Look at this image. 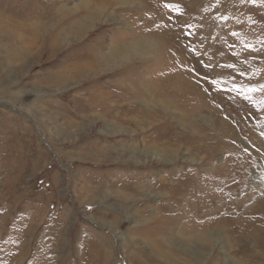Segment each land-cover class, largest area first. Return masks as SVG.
I'll return each instance as SVG.
<instances>
[{"label": "rangeland", "instance_id": "obj_1", "mask_svg": "<svg viewBox=\"0 0 264 264\" xmlns=\"http://www.w3.org/2000/svg\"><path fill=\"white\" fill-rule=\"evenodd\" d=\"M259 233L264 0H0V264H264Z\"/></svg>", "mask_w": 264, "mask_h": 264}, {"label": "bare ground", "instance_id": "obj_2", "mask_svg": "<svg viewBox=\"0 0 264 264\" xmlns=\"http://www.w3.org/2000/svg\"><path fill=\"white\" fill-rule=\"evenodd\" d=\"M131 3V2H130ZM46 8H49V6H46L45 7V10H47ZM49 11V10H48ZM48 11H47V13H45L46 14V17H47V14H48ZM58 21V20H57ZM46 22V21H45ZM48 22V21H47ZM63 25V24H62ZM61 27V26H60ZM57 29H58V26H57ZM57 29H55V30H57ZM60 30V29H59ZM61 31V30H60ZM50 33V32H49ZM52 35L51 36H49V39L51 40V43L52 44H55L56 42H57V40L59 39L57 36H58V33H57V31L56 32H54V33H51ZM47 36H48V34H47ZM152 49V46L151 45H140V47L139 46H128L127 47V49H120V52H118V53H120L119 55V57H118V55L117 54H110V57L111 58H113V57H118V58H122V59H126V58H128L130 55H134V54H137L139 51L142 53V54H144V53H146V52H148V51H150ZM153 51V50H152ZM141 53H138V54H141ZM118 60V59H117ZM173 85V84H172ZM179 86V85H178ZM177 92V91H176ZM135 94V93H134ZM125 106H127V105H125ZM125 108V107H124ZM132 119V118H131ZM122 124V123H121ZM161 129H159V132H161L160 131ZM166 131H168L167 129H166ZM157 132V131H156ZM114 133H120L119 131L118 132H114ZM167 133V132H166ZM172 133V132H171ZM123 134H124V132H123ZM122 134V135H123ZM164 134V133H163ZM119 136V135H118ZM156 136V135H155ZM167 137V136H166ZM161 140V139H160ZM157 141V140H156ZM205 146V145H204ZM203 146V147H204ZM178 147V146H177ZM179 148V147H178ZM204 149V148H203ZM205 150V149H204ZM149 151V150H148ZM151 157H153V159H154V161H155V163H165V164H173L175 161H176V159L174 158V153L173 152H171L170 151V149L169 150H161V149H154L153 151H151L150 150V152H147ZM200 153V152H199ZM149 156V157H150ZM179 159V158H178ZM151 160V159H150ZM182 160V159H181ZM202 163V162H201ZM134 164L135 165H140V166H144L145 164H143V165H141V162L140 161H138L137 159L134 161ZM157 165V164H156ZM155 165V166H156ZM202 165H203V163H202ZM168 166V165H167ZM227 169V168H226ZM221 170V169H220ZM215 171V170H214ZM209 172V171H208ZM213 173V172H212ZM218 173H219V171H218ZM211 174V173H210ZM214 174H216V173H214ZM253 174H255V173H253ZM241 175V174H240ZM212 176V175H211ZM218 176H220V174L218 175ZM254 177V179H256L257 177H258V175L257 174H255V175H253ZM215 177H217L216 175H215ZM240 178V177H239ZM179 179V178H178ZM241 179V178H240ZM192 180V179H191ZM178 181V180H177ZM186 181V180H185ZM235 182V181H234ZM170 183V182H169ZM179 183V182H178ZM178 183H177V185H178ZM163 184V183H162ZM165 184H166V182H165ZM188 184V183H187ZM189 185V184H188ZM236 185H238V184H236ZM173 186H174V184H173ZM186 186V185H185ZM164 187V186H163ZM167 187H170L169 185L167 186ZM175 187V186H174ZM177 187H179V186H177ZM181 187V186H180ZM190 187V186H189ZM173 188V187H172ZM182 188V187H181ZM178 189V188H177ZM186 189V188H185ZM166 190V189H165ZM172 191H174V189L172 190ZM163 192V191H162ZM161 192V193H162ZM202 193V192H201ZM202 194H204V193H202ZM159 195V194H158ZM170 195V194H169ZM190 195V194H189ZM206 195H208V194H206ZM189 197V196H188ZM201 197V196H200ZM203 197V196H202ZM167 198V197H166ZM176 198V197H175ZM189 199H191V198H189ZM202 199V198H201ZM192 200V199H191ZM197 200V199H196ZM199 200V199H198ZM216 200H218V199H216ZM221 200V199H220ZM175 201V200H174ZM188 201V200H187ZM186 201V202H187ZM194 203V202H193ZM205 203V202H204ZM200 205H201V203H200ZM171 206H173V205H171ZM231 208V207H230ZM233 208V207H232ZM232 210V209H231ZM159 211V210H158ZM184 211H185V208H184ZM187 211V210H186ZM185 211V212H186ZM210 211V210H209ZM226 211V210H225ZM254 211V210H253ZM180 212H182V211H180ZM190 212V211H189ZM216 212V211H215ZM221 212V211H220ZM159 213V212H158ZM231 213V212H230ZM190 214V213H189ZM256 214V213H255ZM229 216H230V214H229ZM228 216V217H229ZM233 216V215H232ZM252 216V215H251ZM256 216H257V214H256ZM164 217V216H163ZM183 217V216H182ZM235 217V216H234ZM248 217V216H247ZM243 218H244V216H243ZM252 218V217H251ZM160 219V217L159 216H154L151 220L152 221H149L148 223H145V225L147 226H150L152 223H161V225L163 224V220H159ZM229 219H231V218H229ZM254 219V218H253ZM132 220H134V221H132V224L133 225H141L142 223V220H136L135 219V217H133V219ZM233 220V219H232ZM255 220V219H254ZM179 221V220H178ZM243 221H244V219H243ZM237 222V221H236ZM249 222V221H248ZM231 223V222H230ZM143 225V224H142ZM172 225V224H171ZM174 225V224H173ZM242 225V224H241ZM241 225H239V226H241ZM145 226V227H146ZM147 226V227H148ZM185 226V225H184ZM183 226V227H184ZM226 226V225H225ZM152 227V226H151ZM172 227V226H171ZM186 227V229L187 228H189V226L187 225V226H185ZM229 227V226H228ZM246 227V226H245ZM170 228V227H169ZM259 228V227H258ZM262 227L260 226V229H261ZM165 230V228L164 229H162V231H164ZM168 230V229H167ZM263 230V229H262ZM257 231V230H256ZM169 232V231H168ZM251 232V231H250ZM218 233V232H217ZM217 233H216V235L215 234H213L214 236H216V237H213V238H211L210 239V241H212L213 243H216V242H219V241H221V243H223V244H226L227 245V243H225L223 240H221L222 238H220V235L218 234L217 235ZM248 233V232H247ZM255 233V232H254ZM222 234V233H221ZM261 234V235H260ZM238 235V234H237ZM236 235V236H237ZM192 236H194V235H192ZM197 237H199L200 235H196ZM180 237V236H179ZM235 237V236H234ZM256 237H258V239H260V240H262L263 242H264V233H259ZM183 238V237H182ZM193 239H194V237H192ZM185 239H188L187 237H185ZM190 239V238H189ZM206 239H207V237L205 236V235H203L202 237H199V239L197 240L198 241V243H204L205 241H206ZM196 241V242H197ZM192 242V241H191ZM194 242V241H193ZM192 242V243H193ZM223 244H221V245H223ZM261 245V251H259L260 253L258 254V256H257V258L258 259H263L264 260V251H263V245L262 244H260ZM221 247H219V249H220ZM221 251H222V248H221ZM258 251V250H257ZM200 253V252H199ZM256 254V253H255ZM256 256V255H255ZM262 260V261H263Z\"/></svg>", "mask_w": 264, "mask_h": 264}]
</instances>
